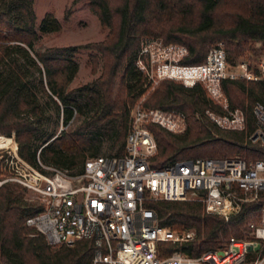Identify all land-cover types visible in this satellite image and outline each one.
I'll return each instance as SVG.
<instances>
[{"label":"trees","instance_id":"trees-1","mask_svg":"<svg viewBox=\"0 0 264 264\" xmlns=\"http://www.w3.org/2000/svg\"><path fill=\"white\" fill-rule=\"evenodd\" d=\"M86 1L107 30L101 42L88 45L100 54L89 55L94 72L101 64L100 74L89 84L70 88L78 71L75 55L80 47L36 48L40 34L61 30L58 19L48 12L36 28L34 0H0V65H8L6 74L0 75V147H12V140L4 137L14 135L18 157L44 174L48 172L43 166L82 173L88 158L100 156L103 137L112 139L115 148L108 156L124 155L132 108L150 88L136 65L143 36L184 45L188 56L183 63L188 65L203 63L210 47L218 42L224 43L231 64L242 58L255 63L264 55V0ZM29 68L37 73V86L54 109L65 113V124L74 113L79 117L85 111L90 113L39 144L46 116L30 87ZM223 89L231 106L244 111L245 131H223L207 120V110L220 109L200 85L185 87L163 80L147 96L144 107L181 110L188 122L181 135L149 126L157 145L148 158L151 167L197 157L264 159V146L248 139L256 126L253 106L264 104V79L224 81ZM22 173L29 171L9 152L0 151V264H91V240L52 246L42 233L26 225V219L38 214L42 206L25 196L24 186L8 180ZM145 205L156 212L161 227L195 231L190 241L158 242L159 258L174 252L198 257L224 247L229 236H240L242 217L264 208V194L244 204L238 217L229 222L205 213L198 201L151 200Z\"/></svg>","mask_w":264,"mask_h":264},{"label":"built area","instance_id":"built-area-1","mask_svg":"<svg viewBox=\"0 0 264 264\" xmlns=\"http://www.w3.org/2000/svg\"><path fill=\"white\" fill-rule=\"evenodd\" d=\"M187 56L183 45L143 37L136 65L151 88L163 80L185 87L202 86L221 111L211 113L215 123L226 131H245V113L230 107L223 83L263 80L264 55L254 64L244 59L230 64L224 49L215 46L201 64H184ZM252 111L256 126L248 139L264 146V104L256 102ZM150 125L173 134L187 128L182 112L145 108L140 100L131 111L123 156L88 158L80 174L43 166L48 172L44 174L15 154L29 173L8 180L34 191L42 206L38 214L26 219V225L42 233L52 246L91 240V264H264V208L258 210L255 220L248 219L251 213L237 218L244 222L240 236H229L222 248L198 257L179 252L158 257V242L194 237L190 232L177 235L161 227L156 212L145 205L147 201H198L205 213L229 222L238 217L244 204L264 194V159L197 157L151 167L148 158L157 145Z\"/></svg>","mask_w":264,"mask_h":264},{"label":"rangeland","instance_id":"rangeland-1","mask_svg":"<svg viewBox=\"0 0 264 264\" xmlns=\"http://www.w3.org/2000/svg\"><path fill=\"white\" fill-rule=\"evenodd\" d=\"M86 0H34L33 8L36 15L35 26L36 28L39 27L40 21L43 16L48 13L52 12L54 16L58 19L61 24V30L59 32L50 33V34H40L39 40L37 42L36 48H43V47H51V46H79L78 52L75 55V61L78 64V71L76 76L73 78L70 88H75L78 86H82L85 84L91 83L94 79L98 77L100 74V65L98 70L95 72L93 71L92 62L89 60V55L97 53L92 48L88 47V45H94L98 42H101L107 33L106 29H103L97 19V17L89 10L86 6ZM143 37H152V36H143ZM155 37V36H153ZM159 38V37H156ZM163 41V40H162ZM181 45V44H180ZM184 46V45H183ZM220 46L224 49V43L218 42L215 45H212L210 48ZM98 57L100 54L97 53ZM100 60V59H99ZM240 60H243L240 59ZM244 60H246L244 58ZM239 61V60H238ZM101 62V61H99ZM254 64V62H250ZM256 63V62H255ZM231 64V63H230ZM7 64L0 65V75H5L8 70ZM29 82L32 91L34 92L38 103L43 109V112L46 116V123L43 127V133L40 135L39 140L37 143L39 144L44 138H46L49 134L55 132L58 133L62 129H66L67 127L73 126L75 123L81 121L82 119L86 118L90 113L85 111L84 114L79 117L77 113H74L73 116L70 118L67 124L64 123L65 113L60 110L57 112L52 103L48 100V98L42 93V91L37 86L38 76L37 73L32 68H29ZM121 72H119L116 81H118ZM160 85V83L153 88H149L147 93L141 98L142 103L145 101L148 95H150L154 90ZM228 98V97H227ZM229 104L230 100L228 98ZM143 105V104H142ZM230 107L231 104H230ZM147 108V107H145ZM235 108V107H232ZM161 109V108H157ZM240 109V108H239ZM163 110V109H161ZM166 111H179L182 112L185 117L186 114L181 110H166ZM213 114H220L221 111L213 112L211 110H207L205 115L209 122L213 123L216 127L220 128L215 121L212 119ZM186 127L188 128V122L186 117ZM158 126V125H157ZM160 127V126H159ZM149 128V127H148ZM162 128V127H160ZM186 128V130H187ZM150 129V128H149ZM164 129V128H162ZM223 131H226L220 128ZM166 130V129H164ZM185 130V131H186ZM167 131V130H166ZM169 132V131H168ZM171 133V132H170ZM185 133V132H183ZM176 134V135H181ZM173 134V133H172ZM1 136V135H0ZM4 137V136H2ZM10 138L13 142L12 147H0V151L2 152H9L11 155L17 154V144L14 139V135L11 137H4ZM102 147L100 151V156H108L109 154H113L115 152V148L112 147V139H108L107 137L102 138ZM6 154V153H5ZM235 157H238L237 155ZM40 181H38L39 183ZM25 196L31 201H37V194L34 191L26 190ZM257 211H252L251 215L248 216V219H256L258 214ZM244 222H241L238 228H242ZM186 232H190L195 237L194 230H177L175 233L177 235H183ZM227 239V238H226ZM225 239V240H226ZM58 246V245H53ZM71 246V245H67Z\"/></svg>","mask_w":264,"mask_h":264}]
</instances>
